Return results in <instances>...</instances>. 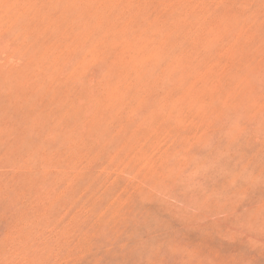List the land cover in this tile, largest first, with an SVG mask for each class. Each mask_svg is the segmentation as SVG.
<instances>
[{
    "label": "rangeland",
    "instance_id": "374dc122",
    "mask_svg": "<svg viewBox=\"0 0 264 264\" xmlns=\"http://www.w3.org/2000/svg\"><path fill=\"white\" fill-rule=\"evenodd\" d=\"M0 264H264V0H0Z\"/></svg>",
    "mask_w": 264,
    "mask_h": 264
}]
</instances>
